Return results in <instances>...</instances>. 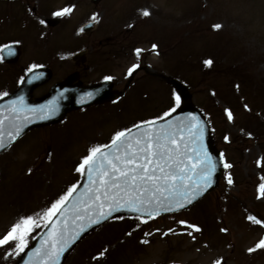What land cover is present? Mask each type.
<instances>
[{
	"label": "rangeland",
	"instance_id": "rangeland-1",
	"mask_svg": "<svg viewBox=\"0 0 264 264\" xmlns=\"http://www.w3.org/2000/svg\"><path fill=\"white\" fill-rule=\"evenodd\" d=\"M1 7L18 13L3 16L0 45L16 40L23 49L19 65L0 64L2 92L16 88L30 61L44 57L38 38L45 16L61 18L47 30V63L56 75L74 69L69 60L59 62L57 53L84 48H94L95 64L85 81L113 77L123 90L128 70L139 67L119 102L28 133L0 155V238L22 219H38L77 185L82 175L76 169L91 148L128 127L165 117L176 95L163 75L190 87L193 104L211 122L215 143L232 167L191 209L149 221L115 219L85 238L66 264H264V248L257 247L264 226L243 220L253 213L264 219V0H103L96 7L89 0H18ZM66 7L70 14L54 15ZM144 10L150 15L143 16ZM89 21L96 28L77 37ZM44 227L26 236L27 246ZM20 253L15 242L0 246V264H14Z\"/></svg>",
	"mask_w": 264,
	"mask_h": 264
},
{
	"label": "snow or ice",
	"instance_id": "snow-or-ice-1",
	"mask_svg": "<svg viewBox=\"0 0 264 264\" xmlns=\"http://www.w3.org/2000/svg\"><path fill=\"white\" fill-rule=\"evenodd\" d=\"M71 11V7H66L54 15L64 16ZM142 15L147 17L150 13L144 10ZM92 19L95 20L96 17L93 16ZM155 47L153 45V48ZM136 51L139 55L141 50ZM205 64L210 66L212 61L206 60ZM35 67L33 65V69ZM138 67V64L133 65L128 70V75L131 76ZM180 103L181 97L175 96L174 106L165 117L171 116ZM19 106V110L25 107L22 98ZM12 110H18L15 102ZM48 111L54 112L55 109L49 108ZM40 112L39 118L46 119L44 109ZM228 117L232 118L231 112H228ZM147 123L154 125L155 121ZM129 132L130 129L121 130L115 134L110 145H99L89 150V154L76 169L82 176H86L89 183L83 193L74 195L79 185H72L43 214H37L38 219L26 217L16 223L0 238V246L15 242L16 251L22 252L27 247L26 236L42 224L45 227L51 226L45 240L47 247L38 250L37 254L42 255L43 264H58L60 255L87 227L85 224H77V221L87 219L89 224H99L113 212L125 208L131 212L155 217L161 209L172 211L185 207L211 186L217 165L203 143L204 131L197 117L191 116L187 123L161 125L159 129L148 127L142 134L137 133L134 136H130ZM0 147H3L2 140ZM223 166L232 167L228 163ZM227 182L232 183L230 176ZM260 192L264 194V185H261ZM69 202L74 214L71 219L76 228L73 234L69 233V208L66 207ZM249 219L256 224L261 223L255 217ZM188 227L200 231V228L194 225ZM257 247L264 248V240L260 241Z\"/></svg>",
	"mask_w": 264,
	"mask_h": 264
},
{
	"label": "water",
	"instance_id": "water-1",
	"mask_svg": "<svg viewBox=\"0 0 264 264\" xmlns=\"http://www.w3.org/2000/svg\"><path fill=\"white\" fill-rule=\"evenodd\" d=\"M101 87H103V88L95 89V87H93V88H87V89L83 88V89L74 90L76 92H79V91H82V92L76 93L75 95L74 94H69L68 95L69 96L68 102L65 103L64 105L65 106L69 105V106L66 109V107L63 105V107H64L63 108V114H65L67 112V110H69V108H76L78 105H81L84 102H90V101H94V100H95L94 102H100V101H103V100L109 98V97L106 96L105 91H103L105 85L101 86ZM53 98H54L53 101H56L57 99H59V95L55 94ZM26 101L28 102V98L27 97H26ZM43 103L44 104L40 108H37V109L29 108V109H27V110L31 111V114H19L17 117H13L14 113H11V109H10L9 105L5 106L2 109H0V111L5 110L8 113V117L9 118L10 117L13 118L12 130L10 131L9 129H4V130L0 131V140H2V143H3V147H0V151L3 150L4 148H6L10 144V142L15 140L27 128V127L24 128V126L32 118L33 119H37L38 117H40V115H41L40 110L41 109H44V113L43 114L47 116V103H46V101L43 102ZM50 103H53V102H50ZM57 104H58V102H57ZM32 110H35V111H32ZM16 112H19V109ZM191 116H195V115L194 114H188L187 112H183L179 116L175 117L174 119H172V120H170L167 123L162 124V125H174V124H179L180 122L187 123ZM25 117H27V119H25ZM195 117H197V116H195ZM4 122H6L5 116L4 117H0V126ZM160 126L161 125L155 126V128H159ZM144 129L145 128L140 129V130L136 131L135 133L131 134L130 136H134L137 133L142 134ZM17 132H19L18 135H17ZM12 137H15V139H12ZM203 143H204L205 147L207 146V148H208V144H207L206 140L203 139ZM67 207L69 208V213H68V216H69V233L73 234L75 232L76 228L73 225L71 217L74 214L71 212V205L69 204ZM78 224H83V223H78ZM94 224L95 223H91V224L88 223L87 227L85 228V230L87 228H89L90 226H93ZM50 231H48L38 241L37 248L30 253V257L31 258L38 252V250H42L43 248L47 247V244H45V240L47 238V234ZM84 231L80 232L79 237L74 242H72L69 247H67V249L60 255L59 259H61L65 254H67L70 251L71 247L83 235ZM34 261H35L36 264H38L40 261H42V259H36Z\"/></svg>",
	"mask_w": 264,
	"mask_h": 264
}]
</instances>
